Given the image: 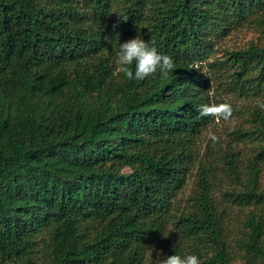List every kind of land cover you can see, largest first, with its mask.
<instances>
[{
  "label": "trees",
  "instance_id": "trees-1",
  "mask_svg": "<svg viewBox=\"0 0 264 264\" xmlns=\"http://www.w3.org/2000/svg\"><path fill=\"white\" fill-rule=\"evenodd\" d=\"M244 27L264 0H0V264H264V43L217 52ZM138 35L167 78L117 70ZM214 90L248 105L202 155Z\"/></svg>",
  "mask_w": 264,
  "mask_h": 264
},
{
  "label": "clouds",
  "instance_id": "clouds-1",
  "mask_svg": "<svg viewBox=\"0 0 264 264\" xmlns=\"http://www.w3.org/2000/svg\"><path fill=\"white\" fill-rule=\"evenodd\" d=\"M119 18L127 21V18L120 16ZM117 57V70L124 74L128 80L143 81L153 76L157 72L162 78H167L169 73L174 69V61L172 57L166 54H160L155 46L145 41L139 35L119 44V49L115 52ZM135 63V70L132 66ZM257 106L264 110V102L258 101ZM201 117L212 116L228 120L233 115V109L228 103L202 104L197 109ZM210 139L217 143L219 138L211 135ZM155 264H200V259L194 254L181 256L178 254L164 256L161 255L155 259Z\"/></svg>",
  "mask_w": 264,
  "mask_h": 264
},
{
  "label": "rangeland",
  "instance_id": "rangeland-1",
  "mask_svg": "<svg viewBox=\"0 0 264 264\" xmlns=\"http://www.w3.org/2000/svg\"><path fill=\"white\" fill-rule=\"evenodd\" d=\"M250 43H264V35L261 31L254 27H244L237 30H234L225 37L223 40L220 41L218 45V55L221 56L226 50H234L239 48L247 47ZM212 97L216 101V104L219 103H228L231 105L233 109V115L230 119L224 120L222 118H216L214 123L209 127L208 131L205 132L203 136V142L201 144V154L203 155L210 146H218L225 150L228 147L229 141L232 139L233 135H231L236 127L243 122V117L238 115L237 112L240 111L241 107L244 108L245 105H248L246 102L241 100L238 96L233 95L227 92H217L214 90L212 93ZM235 109V110H234ZM211 135H216L219 138L217 143H214L211 139ZM239 150L246 151L244 144H240L238 146ZM126 172L130 170H125ZM196 173L197 168L192 172L189 176L187 184L179 196L177 200L178 208L181 210L183 209L189 200L190 195L195 190L196 186ZM264 184V179H263ZM161 256L159 250H153L148 259L146 264H155V259Z\"/></svg>",
  "mask_w": 264,
  "mask_h": 264
}]
</instances>
